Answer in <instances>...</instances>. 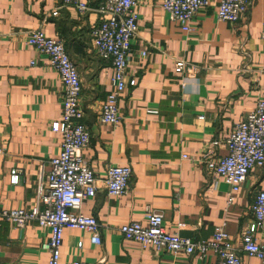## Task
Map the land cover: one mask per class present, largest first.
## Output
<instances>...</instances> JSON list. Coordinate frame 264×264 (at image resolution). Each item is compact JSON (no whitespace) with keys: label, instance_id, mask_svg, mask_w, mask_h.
I'll return each mask as SVG.
<instances>
[{"label":"crops","instance_id":"0c3cea01","mask_svg":"<svg viewBox=\"0 0 264 264\" xmlns=\"http://www.w3.org/2000/svg\"><path fill=\"white\" fill-rule=\"evenodd\" d=\"M81 1L89 7L84 15L60 7L61 0H0V209L41 210L38 177L60 151L61 136L50 127L61 119L63 86L47 58L26 44L28 33L41 29L62 41L79 75V109L89 132L82 155L97 188L80 212L101 226L100 245L91 244L86 232L65 229L59 264H215L212 254L174 255L125 240L117 228L146 225L147 211L162 215L167 233L193 241L211 239L224 222L241 264H264L240 250L254 221L252 201L264 191V166L250 170L229 207L230 187L214 172L234 126L264 99V0H252L246 18L236 23L218 21L220 0H209L188 34L167 19L162 0H138V32L126 70L135 86L122 94L116 126L99 121L111 75L90 36L101 0ZM176 61L195 70L177 73ZM108 166L131 168L126 195L106 194ZM12 171L19 172L16 185ZM48 237L49 230L33 222L17 229L0 220V264H47L42 244ZM253 238L264 248V228L257 227Z\"/></svg>","mask_w":264,"mask_h":264},{"label":"built area","instance_id":"2783aa9c","mask_svg":"<svg viewBox=\"0 0 264 264\" xmlns=\"http://www.w3.org/2000/svg\"><path fill=\"white\" fill-rule=\"evenodd\" d=\"M137 6L138 0H101L95 9L98 23L90 31L93 48L111 67L109 92L100 106L99 121L102 124L116 126L121 122L118 103L126 88L135 86L134 78L128 76L126 70L131 42L138 32ZM209 6V0H162L161 3L167 19L185 34L192 31L195 16ZM251 6L252 0H220L216 19L236 23L246 18ZM60 7H71L81 15L89 11L88 5L81 0H61ZM53 14L57 15V11ZM26 44L47 58L48 66L63 86L61 119L50 127L51 131L61 136L60 151L49 161V171L45 174L42 169L38 177L41 191L37 203L43 208L0 209V220L13 224L17 229L31 222L47 228L49 237L42 244V249L48 253L47 264H59L65 229L86 232L90 234L91 244H101L100 224L95 218L80 212L83 202L95 197L97 190L94 173L82 155L89 144V132L79 109V75L62 41L48 38L41 29H35L28 33ZM141 56H146V52H141ZM184 69L193 71L195 66L176 61L175 72L181 73ZM4 151L0 146V159ZM226 151V156L216 162L214 172L230 187L226 201L229 207L234 201L233 193L245 182L250 170L264 166V99H258L254 109L234 126L226 141ZM131 174L128 166H108L104 180L106 194L109 197L126 195ZM10 176L11 184L16 185L19 172L12 171ZM214 186L215 183L210 185L211 188ZM251 212L254 221L242 234L240 250L264 263V248L253 238L257 227L264 228V191L255 195ZM144 219L146 225L131 222L119 226L117 230L125 240L134 241L143 248L153 247L174 255L195 254L200 258L212 254L215 264H241L239 250L231 243L224 222L215 226L211 239L193 241L177 233H167L160 213L147 211ZM81 246L82 243L78 242L77 247ZM70 264L84 263L73 260Z\"/></svg>","mask_w":264,"mask_h":264}]
</instances>
